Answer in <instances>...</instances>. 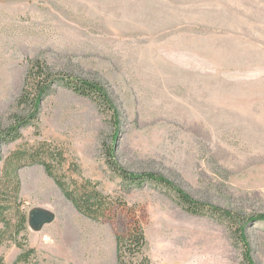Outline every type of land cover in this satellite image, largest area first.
Segmentation results:
<instances>
[{"label":"rangeland","instance_id":"obj_1","mask_svg":"<svg viewBox=\"0 0 264 264\" xmlns=\"http://www.w3.org/2000/svg\"><path fill=\"white\" fill-rule=\"evenodd\" d=\"M36 59L98 82L110 116L54 83L20 137L2 139L11 113L28 112L16 100ZM41 143L63 150L70 189L83 177L112 205L91 219L43 165L22 161L7 227L0 217L4 264H118L116 236L135 224L151 264H264V0H0V175L12 153ZM108 162L238 213V224L189 214L153 183L127 185ZM35 209L53 219L34 228Z\"/></svg>","mask_w":264,"mask_h":264},{"label":"trees","instance_id":"obj_2","mask_svg":"<svg viewBox=\"0 0 264 264\" xmlns=\"http://www.w3.org/2000/svg\"><path fill=\"white\" fill-rule=\"evenodd\" d=\"M56 83L68 88L75 93L89 98L94 102L100 113L110 116L112 106L104 88L94 80H83L80 77L73 76L70 73L52 72L48 66L41 60H34L29 66L25 78V84L19 97L16 100V107L26 106L28 112L23 114L19 111L11 113V124L2 132V139L15 140L20 137L19 130L29 125L36 118L40 101L52 90V85ZM107 154L108 151H107ZM109 156V155H108ZM63 150L57 146L41 143L38 148L32 151H16L5 159V170L0 175V217L4 219L6 227L8 226V191L15 195L19 192V180L16 171L21 166L22 161L29 163H40L43 165L45 172L53 177L56 185L62 190L63 194L72 202L75 208L85 216L100 220L104 218L110 210L112 201L109 195H104L96 189L95 183L81 177V181L74 189H70L63 178L58 174L65 163ZM75 170L77 165L73 163ZM109 168L114 171L122 181L127 185L140 186L142 183H153L159 187L165 188L176 204L184 211L192 215L208 216L218 219H226L233 223H237L239 214H232L226 210L211 206L202 201L192 198L184 191L176 188L172 183L164 178H160L152 173H142L137 176H130L121 167L108 162ZM13 187V188H12ZM237 217V218H236ZM257 218L264 220V214H260ZM25 218L20 215L18 225L24 227ZM238 224V223H237ZM2 230L0 229V244L3 242ZM238 237L241 241L242 231L238 227ZM117 261L118 264H126L123 256H129L130 264H151L149 259L142 254V248L145 245V236L142 228L135 224L126 233V235H117ZM140 257L138 262H134V258ZM0 264H4L0 259ZM128 264V263H127Z\"/></svg>","mask_w":264,"mask_h":264},{"label":"water","instance_id":"obj_3","mask_svg":"<svg viewBox=\"0 0 264 264\" xmlns=\"http://www.w3.org/2000/svg\"><path fill=\"white\" fill-rule=\"evenodd\" d=\"M53 216L47 211L35 209L29 212V221L34 228L40 227L42 224L50 222Z\"/></svg>","mask_w":264,"mask_h":264}]
</instances>
